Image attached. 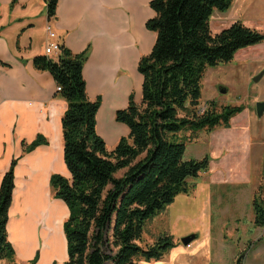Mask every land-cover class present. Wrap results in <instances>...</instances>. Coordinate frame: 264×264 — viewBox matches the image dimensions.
Masks as SVG:
<instances>
[{"label":"trees","instance_id":"trees-1","mask_svg":"<svg viewBox=\"0 0 264 264\" xmlns=\"http://www.w3.org/2000/svg\"><path fill=\"white\" fill-rule=\"evenodd\" d=\"M58 0H46L47 14L55 15ZM232 0H151L155 15L145 26L156 33L149 54L138 61L143 77L142 98L129 97L115 113L127 136L108 148L96 131L100 99L86 93L83 64L86 52L73 53L59 44L55 54H37L33 65L48 71L67 108L61 118L63 159L70 178L52 174L53 196L68 208L63 222L67 259L64 264H137L160 260L176 245L161 235L140 245L145 223L194 188L189 179L207 171L209 157L185 158L182 129L191 133L229 127L242 105L222 106L209 100L202 105L201 82L208 67L227 63L243 47L264 42V32L236 20L213 33L210 17ZM193 137V138H192ZM43 141L38 138L29 147ZM15 160L0 183V264L12 262L15 251L8 239L7 220L13 191ZM120 170L123 174L117 176ZM254 224L264 227V198L252 200ZM242 255L236 260L241 264ZM35 259L28 262L34 264Z\"/></svg>","mask_w":264,"mask_h":264},{"label":"crops","instance_id":"crops-1","mask_svg":"<svg viewBox=\"0 0 264 264\" xmlns=\"http://www.w3.org/2000/svg\"><path fill=\"white\" fill-rule=\"evenodd\" d=\"M150 1L58 0L55 15L49 16L46 0H0V183L15 160L6 226L15 251L11 264H28L33 259L34 264H64L67 259L63 222L69 211L50 186L52 174L70 178L61 127L67 103L52 75L35 68L33 57L45 54V46L52 42L73 53L86 52V93L92 100L100 99L96 131L111 148L129 134L128 127L116 121V111L127 106L130 96L141 102L143 77L138 61L150 53L156 38L145 26L155 15ZM229 7L233 16L223 22V15H218V29H212V12L213 33L236 20L264 32V0H232ZM47 25L53 37L47 35ZM233 60L248 66L250 75H264V42L238 49ZM263 116L244 106L230 118L229 127L207 134L211 136L208 181L202 182L210 189L209 196L214 190L232 194L248 183L252 155L261 165ZM38 138L43 141L29 147ZM218 208L210 203V214H219Z\"/></svg>","mask_w":264,"mask_h":264},{"label":"rangeland","instance_id":"rangeland-1","mask_svg":"<svg viewBox=\"0 0 264 264\" xmlns=\"http://www.w3.org/2000/svg\"><path fill=\"white\" fill-rule=\"evenodd\" d=\"M229 11L230 7L224 11H213L210 17L212 29L219 28L218 15H223V22L233 16V9ZM248 72V66H241L234 60L208 67L201 82L202 105L214 100L218 110L222 106L242 105L254 112L255 103L264 100V75L255 80L257 74ZM260 121L264 123V116ZM180 133L182 137H194L184 140L185 158L200 159L208 155L209 132L202 129L191 133L189 129H182ZM260 164L258 166L259 162L252 155L250 181L235 188L232 194L214 190V194L209 196L210 189L202 182L208 181V170L199 173L195 179H189V183L194 184L191 192L177 195L171 204L149 219L138 242L140 245L151 244L159 236L169 235L176 245L160 260H141L137 264H236L240 255L241 264H264V227L254 224L252 205L255 195L264 198V154ZM123 171L120 170L117 176ZM197 181L200 185L196 184ZM206 197H209L211 205L218 204L219 214L217 211L210 214V203L208 199L205 201ZM189 234H195V238L189 245H183L180 239Z\"/></svg>","mask_w":264,"mask_h":264},{"label":"built area","instance_id":"built-area-1","mask_svg":"<svg viewBox=\"0 0 264 264\" xmlns=\"http://www.w3.org/2000/svg\"><path fill=\"white\" fill-rule=\"evenodd\" d=\"M46 32L47 35L49 37H53L55 35V33L53 32V30L51 29V27L49 25L46 26ZM59 49V44L58 43H49L45 46V54H55L58 52ZM60 90V87L57 86V91ZM207 109V105L203 104L201 106H199V112H204Z\"/></svg>","mask_w":264,"mask_h":264},{"label":"water","instance_id":"water-1","mask_svg":"<svg viewBox=\"0 0 264 264\" xmlns=\"http://www.w3.org/2000/svg\"><path fill=\"white\" fill-rule=\"evenodd\" d=\"M262 75V72H260L254 79L257 80ZM221 92H225V90H221ZM255 112L258 117H261L264 113V100L258 101L255 103ZM195 238V234H189L186 236H183L180 239V242L183 245H189V243Z\"/></svg>","mask_w":264,"mask_h":264},{"label":"bare ground","instance_id":"bare-ground-1","mask_svg":"<svg viewBox=\"0 0 264 264\" xmlns=\"http://www.w3.org/2000/svg\"><path fill=\"white\" fill-rule=\"evenodd\" d=\"M58 238V237H57ZM53 243L54 244H56L57 243V241H56V239H55V236H53ZM58 252V251H57ZM59 253H60V251H59ZM58 254V253H57Z\"/></svg>","mask_w":264,"mask_h":264}]
</instances>
